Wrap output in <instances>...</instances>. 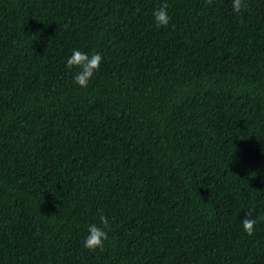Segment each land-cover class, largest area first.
<instances>
[{
  "label": "trees",
  "instance_id": "obj_1",
  "mask_svg": "<svg viewBox=\"0 0 264 264\" xmlns=\"http://www.w3.org/2000/svg\"><path fill=\"white\" fill-rule=\"evenodd\" d=\"M232 4L0 0V264H264V0Z\"/></svg>",
  "mask_w": 264,
  "mask_h": 264
},
{
  "label": "clouds",
  "instance_id": "obj_2",
  "mask_svg": "<svg viewBox=\"0 0 264 264\" xmlns=\"http://www.w3.org/2000/svg\"><path fill=\"white\" fill-rule=\"evenodd\" d=\"M208 4H212V0H207ZM233 11L240 13L246 7L245 0H233ZM168 5L165 3L160 8L154 11L153 17L156 22V27H166L169 24L170 17L168 15ZM103 57L99 53L91 55L73 50L72 55L67 59L66 67L71 70L77 69L76 75L73 77V82L81 88H86L89 85L92 77L99 71ZM252 209L242 220V227L248 236H252L257 220L249 218L252 214ZM100 224L102 227L95 224L88 227V235L84 238V247L90 252H95L97 249L104 248V242L108 239V233L105 229L109 227V221L104 215L99 216Z\"/></svg>",
  "mask_w": 264,
  "mask_h": 264
}]
</instances>
